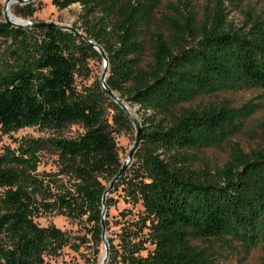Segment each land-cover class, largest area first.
Segmentation results:
<instances>
[{
	"label": "trees",
	"instance_id": "obj_1",
	"mask_svg": "<svg viewBox=\"0 0 264 264\" xmlns=\"http://www.w3.org/2000/svg\"><path fill=\"white\" fill-rule=\"evenodd\" d=\"M49 1L58 10L79 6L71 26L101 46L106 88L139 115L138 148L104 200L106 264H213L192 240L264 244V147L245 154L234 145L220 166L197 169L190 154L234 136L254 107H182L200 95L264 92V22L234 28L219 3L199 22L179 13L153 24L157 0ZM10 9L21 18L35 10L31 2ZM0 40V133L38 127L53 134L0 152V264H45V255L72 246L54 226L34 222L42 215L82 223L79 241L97 256L101 197L121 165L114 136L133 134L130 119L99 81L76 89L88 58L101 62L81 38L13 27L0 6ZM72 125L82 132L62 137ZM46 164L54 170L39 171ZM118 199L128 208L109 217Z\"/></svg>",
	"mask_w": 264,
	"mask_h": 264
},
{
	"label": "rangeland",
	"instance_id": "obj_2",
	"mask_svg": "<svg viewBox=\"0 0 264 264\" xmlns=\"http://www.w3.org/2000/svg\"><path fill=\"white\" fill-rule=\"evenodd\" d=\"M5 1H9V11L14 18L29 21L55 22L57 24L71 25L76 22L79 6L72 4L64 9H56L50 4L49 0H32L34 12L29 18H21L11 12L10 6H13L15 0H0V6L3 8ZM215 3H219L223 8L225 23L234 28H243L250 26L252 20L259 19L264 22V0H157V5L153 13V24H159L161 17H173L179 13L194 16V20L199 22L207 14H210ZM4 53L3 41L0 40V55ZM147 60V55L143 56V61ZM87 75L82 72L75 77V86L77 90L90 87L99 81L101 74V64L94 57H89L86 61ZM245 103H251L254 107V113L242 122L239 131L228 138L218 147L191 151L193 155V166L195 169L201 168L203 163L208 165L220 166L223 164L229 154L232 146H237L243 153L247 154L250 150L264 147V92L259 89L249 88L241 89L236 92H218L211 95H200L188 104H183V108L204 109L208 106H228L238 108ZM126 105V104H125ZM127 106V105H126ZM131 117L139 121L137 108H128ZM82 132L78 125L67 127L61 134L62 137H76ZM50 131L42 130L38 127L24 128L8 135L0 133V152L3 148H14L16 141L21 139H38L51 137ZM114 141L118 149L121 162L124 160L127 151L133 142V134L121 133L114 136ZM54 168L50 164L42 165L39 171L50 172ZM128 208L120 199L116 205L109 209V217L115 216L121 209ZM138 207H135L134 211ZM39 227L48 225L65 233L70 238V247L62 248L54 255H45L43 261L45 264H99L102 252L95 256L91 243L82 244L79 238L84 237L85 228L78 221H71L62 216L42 215L34 219ZM113 229V228H112ZM111 229V230H112ZM87 239V237H86ZM192 246L204 250L211 255L213 264H259L264 258V244L254 247H246L238 242L229 239L220 240H192Z\"/></svg>",
	"mask_w": 264,
	"mask_h": 264
},
{
	"label": "water",
	"instance_id": "obj_3",
	"mask_svg": "<svg viewBox=\"0 0 264 264\" xmlns=\"http://www.w3.org/2000/svg\"><path fill=\"white\" fill-rule=\"evenodd\" d=\"M32 0H15L16 3L18 4H25L28 2H31ZM9 1H5L3 4L2 8V19L4 22L7 24L17 27V28H35V27H54L57 29L61 30H66L71 32L73 35L81 38L85 42H87L100 56L101 58V74L99 77V84L103 92L116 104L118 107L127 115V117L130 119L131 126L133 128V142L131 144V147L126 153V156L124 160L121 162V165L116 173V175L113 177V179L108 183L107 188L102 194L101 197V216H100V228H101V234H100V239H101V247L103 248V257L102 261L100 264H106L107 261V255H108V248L105 240V231H104V226H103V219H104V212H105V207H104V200L105 197L109 194V192L112 190L113 185L118 181V179L121 177V175L125 172V170L130 166L133 155L136 152V149L138 148L139 145V140H140V126L139 123L136 119L131 117V114L129 113L127 106L121 102L117 95L114 94L113 92L109 91L106 86H105V78L107 76V60L105 56V52L95 42L91 41L89 38H87L84 34H82L80 31H78L76 28H73L71 25H63V24H57L55 22H43V21H29V20H21L17 19V21H11L7 17V10H9Z\"/></svg>",
	"mask_w": 264,
	"mask_h": 264
},
{
	"label": "bare ground",
	"instance_id": "obj_4",
	"mask_svg": "<svg viewBox=\"0 0 264 264\" xmlns=\"http://www.w3.org/2000/svg\"><path fill=\"white\" fill-rule=\"evenodd\" d=\"M7 17H8L11 21H17V19L14 18L13 15H12L9 11H7ZM102 257H103V252H102V255H101V258H100L99 264H100L101 261H102Z\"/></svg>",
	"mask_w": 264,
	"mask_h": 264
}]
</instances>
